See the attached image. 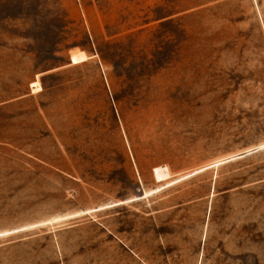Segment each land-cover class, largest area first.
I'll list each match as a JSON object with an SVG mask.
<instances>
[{"label":"rangeland","instance_id":"obj_1","mask_svg":"<svg viewBox=\"0 0 264 264\" xmlns=\"http://www.w3.org/2000/svg\"><path fill=\"white\" fill-rule=\"evenodd\" d=\"M0 264H264V0H0Z\"/></svg>","mask_w":264,"mask_h":264},{"label":"bare ground","instance_id":"obj_2","mask_svg":"<svg viewBox=\"0 0 264 264\" xmlns=\"http://www.w3.org/2000/svg\"><path fill=\"white\" fill-rule=\"evenodd\" d=\"M85 59H86V54L83 51H76L72 53L71 60L74 63Z\"/></svg>","mask_w":264,"mask_h":264}]
</instances>
